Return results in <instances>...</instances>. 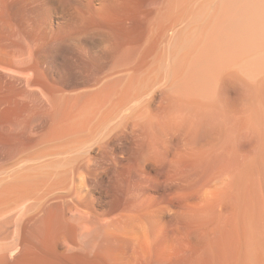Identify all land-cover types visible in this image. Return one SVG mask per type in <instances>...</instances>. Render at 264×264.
<instances>
[{
    "label": "bare ground",
    "instance_id": "6f19581e",
    "mask_svg": "<svg viewBox=\"0 0 264 264\" xmlns=\"http://www.w3.org/2000/svg\"><path fill=\"white\" fill-rule=\"evenodd\" d=\"M0 264H264V0H0Z\"/></svg>",
    "mask_w": 264,
    "mask_h": 264
},
{
    "label": "clouds",
    "instance_id": "9594fccd",
    "mask_svg": "<svg viewBox=\"0 0 264 264\" xmlns=\"http://www.w3.org/2000/svg\"><path fill=\"white\" fill-rule=\"evenodd\" d=\"M174 119H176L178 121L180 119V117L179 116H176V117H174Z\"/></svg>",
    "mask_w": 264,
    "mask_h": 264
}]
</instances>
